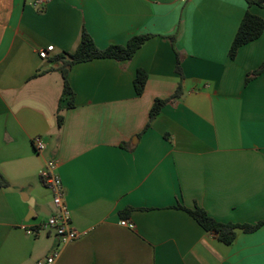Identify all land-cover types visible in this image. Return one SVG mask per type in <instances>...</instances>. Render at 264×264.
I'll return each instance as SVG.
<instances>
[{"label": "crops", "instance_id": "obj_1", "mask_svg": "<svg viewBox=\"0 0 264 264\" xmlns=\"http://www.w3.org/2000/svg\"><path fill=\"white\" fill-rule=\"evenodd\" d=\"M33 1L0 0V264H37L58 247L53 231H24L53 210L39 176L49 160L82 234L54 264H264V225L224 245L181 209L222 224L264 220V72L250 76L264 63V30L228 56L245 1ZM249 11L264 22V9ZM83 30L100 49L153 37L129 61L72 66L67 107L53 58L73 53ZM170 37L182 96L145 130L153 101L180 82ZM138 70L147 74L140 96Z\"/></svg>", "mask_w": 264, "mask_h": 264}, {"label": "trees", "instance_id": "obj_2", "mask_svg": "<svg viewBox=\"0 0 264 264\" xmlns=\"http://www.w3.org/2000/svg\"><path fill=\"white\" fill-rule=\"evenodd\" d=\"M247 5V10L241 19L237 32L233 38L231 46L228 51V56L230 59H234L237 51L242 46L253 42L261 37L264 30V22L261 18L253 15L249 9L251 7H258L264 9V0H244ZM152 35H136L131 37L124 46L120 45H110L104 49L98 48L90 35L83 30L79 44L73 53H61L53 58V61L60 64L57 71L60 73L62 78V93L60 102L63 100L67 101V107H73V91L71 90L68 83V73L72 66L91 62L93 60L108 59L114 60L116 62H124L132 59L136 51L150 38ZM172 48L174 49L176 55V72L180 76V82L174 94L167 99H155L148 115V122L145 130L149 128L150 123L160 114L161 110L168 104L175 102L182 96V81L183 75L181 73L180 58L178 53L175 51V39L174 37L169 38ZM264 72V63L253 73L250 74L251 77H256ZM39 76L36 74L34 77ZM249 76L246 77V81ZM147 81V74L143 70H138L136 76L133 80L134 91L137 96H140L143 91ZM59 107L57 109L56 121L58 128L61 127L62 117L59 115ZM8 183L0 176V188H7ZM183 211L188 213L191 218L205 231L214 235L220 242L224 245H230L235 239L236 230H241L244 233H252L258 230L264 225V220L254 224V225H236V224H222L218 223L212 218H210L207 213L199 208L194 207L191 210L181 208ZM126 210L125 212H128ZM124 213V212H122ZM122 215V214H121Z\"/></svg>", "mask_w": 264, "mask_h": 264}, {"label": "built area", "instance_id": "obj_3", "mask_svg": "<svg viewBox=\"0 0 264 264\" xmlns=\"http://www.w3.org/2000/svg\"><path fill=\"white\" fill-rule=\"evenodd\" d=\"M49 1L50 0H34L32 6L35 8L42 7ZM53 51V46L40 49L38 51V57L41 60H48L49 54ZM32 147L36 154H42L45 150V145L39 138L33 139ZM39 176L42 184L51 193L53 210L49 213L44 222L25 228L24 231L30 236H36L43 231H53L57 239L58 247L37 264H54L60 254L59 248L77 240L82 234L71 225L70 211L65 201V190L57 173V162L54 160L46 161ZM119 225L129 230L134 229V225L126 220L120 221Z\"/></svg>", "mask_w": 264, "mask_h": 264}]
</instances>
